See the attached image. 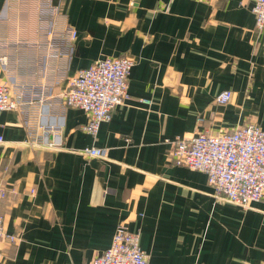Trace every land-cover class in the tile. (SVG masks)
<instances>
[{
    "label": "crops",
    "instance_id": "1",
    "mask_svg": "<svg viewBox=\"0 0 264 264\" xmlns=\"http://www.w3.org/2000/svg\"><path fill=\"white\" fill-rule=\"evenodd\" d=\"M254 4L0 0V81L24 97L0 115V216L17 236L0 240V264H91L120 223L139 232L148 264H264V198L223 200L205 172L170 158L178 137L264 129ZM38 6L50 15L40 25ZM117 56L134 59L129 97L94 137L64 93L80 69ZM226 89L232 100L217 103Z\"/></svg>",
    "mask_w": 264,
    "mask_h": 264
},
{
    "label": "built area",
    "instance_id": "2",
    "mask_svg": "<svg viewBox=\"0 0 264 264\" xmlns=\"http://www.w3.org/2000/svg\"><path fill=\"white\" fill-rule=\"evenodd\" d=\"M258 29H264V0H255L252 8ZM76 32L72 31V37ZM134 59L128 56L101 58L80 69L64 93L68 106L78 107L88 114L84 129L96 137L112 111L129 97L128 84ZM12 87L0 81V115L24 103L22 94H13ZM233 98L232 90L221 91L216 102L226 104ZM151 104L150 99H143ZM4 138L0 135V143ZM49 142L46 148H55ZM89 157L106 158L105 148L87 146L81 150ZM170 158L176 165L203 171L217 197L247 207L264 198V129L257 123L239 125L222 133L202 131L172 141ZM1 197L6 193L0 190ZM16 242L17 236L4 230L0 216V240ZM2 254L0 253V257ZM91 264H148V255L140 245L139 232L129 231L119 224L111 245Z\"/></svg>",
    "mask_w": 264,
    "mask_h": 264
},
{
    "label": "rangeland",
    "instance_id": "3",
    "mask_svg": "<svg viewBox=\"0 0 264 264\" xmlns=\"http://www.w3.org/2000/svg\"><path fill=\"white\" fill-rule=\"evenodd\" d=\"M39 5H40V4H39ZM36 10H37V12H34V13L36 14V20H37V22H38V25H40V24H44V21H45V20H46V21L49 20L50 15H49V16H46V19H45V13H44L42 7L40 8V7L38 6ZM35 14H34V15H35ZM34 15H33V16H34ZM20 21H21L20 24H22V23L27 24L28 19H27V18H22V19H20Z\"/></svg>",
    "mask_w": 264,
    "mask_h": 264
}]
</instances>
